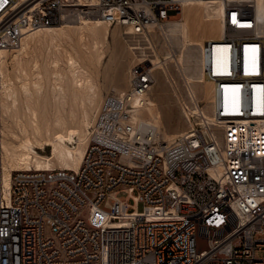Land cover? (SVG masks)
Listing matches in <instances>:
<instances>
[{
    "label": "built area",
    "instance_id": "built-area-1",
    "mask_svg": "<svg viewBox=\"0 0 264 264\" xmlns=\"http://www.w3.org/2000/svg\"><path fill=\"white\" fill-rule=\"evenodd\" d=\"M260 3L223 0L225 33L201 50L213 120L197 102L190 129L172 142L134 123V97L153 85L150 60L132 66L130 91L105 100L76 171L16 172L6 188L0 133V264H264ZM181 8L179 0H0V57L66 19L145 35Z\"/></svg>",
    "mask_w": 264,
    "mask_h": 264
},
{
    "label": "bare ground",
    "instance_id": "bare-ground-1",
    "mask_svg": "<svg viewBox=\"0 0 264 264\" xmlns=\"http://www.w3.org/2000/svg\"><path fill=\"white\" fill-rule=\"evenodd\" d=\"M179 1V18L150 26L145 35L128 28L121 34L137 63L152 64L151 89L134 97V123L156 128L168 143L190 129V113L200 112L197 102L204 103L203 115L213 120V89L202 70L201 50L205 42L225 33L223 0ZM112 30L97 18L66 19L27 36L17 50L1 52V167L6 188L16 172L81 167L98 135L96 114L110 97L104 99V88L121 94L125 90L119 85L125 81L129 91L132 87V68L125 79L114 74L117 68L111 72L108 64L104 67L106 51L117 46L118 32ZM115 57L122 64V57ZM219 132L223 138L224 131Z\"/></svg>",
    "mask_w": 264,
    "mask_h": 264
},
{
    "label": "rangeland",
    "instance_id": "rangeland-1",
    "mask_svg": "<svg viewBox=\"0 0 264 264\" xmlns=\"http://www.w3.org/2000/svg\"><path fill=\"white\" fill-rule=\"evenodd\" d=\"M182 12V8H181V11L177 14V13H174V16L176 17V18H179L180 16H181V13ZM75 21V20H74ZM110 29H115V31H117L118 32V38H117V46H115V45H113L112 44V46H110V49L108 50V51H106L107 53H106V56H105V60H104V67L106 66V64H108V68L111 70V72H113V71H115L116 70V68H117V70L115 71V73L114 74H118L119 76H124L125 77V79L126 78H128V76H129V74H128V72L130 71V69L132 68V66H134L137 62H138V60L136 61L134 58H135V56L132 54V52H130V50H129V48H128V46H127V44L125 43V41H124V39H123V37H122V33H124V30L123 29H121V28H119V27H111ZM112 30V31H113ZM120 34V35H119ZM127 46V47H126ZM114 47H116V48H114ZM126 49V50H125ZM116 55H119V56H121L122 57V59H121V61L120 62H122V64L121 63H118L117 62V60L116 61H114L115 59H117V57H115ZM112 57V58H111ZM110 61V62H109ZM127 61V62H126ZM107 62V63H106ZM115 62V63H114ZM113 63H114V65H113ZM119 64V65H118ZM121 64V65H120ZM132 64V65H131ZM118 65V66H117ZM110 66V67H109ZM112 66V67H111ZM114 66V67H113ZM117 66V67H116ZM115 68V70H112V69H114ZM118 87V86H117ZM119 87H120V89H119ZM119 87H118V89L119 90H122V91H127L128 90V88H129V85H128V83L125 81L123 84H122V86H120L119 85ZM109 87H107V88H104V90H103V93H104V99L108 96V95H111V94H114V92H113V89L112 88H109ZM107 90V91H106ZM124 91V92H125ZM164 130V129H163ZM142 205H139V210L140 211H142ZM46 233H47V235L48 236H50L51 235V230H50V228L47 226V229H46ZM259 256L260 257H262L263 256V254H259Z\"/></svg>",
    "mask_w": 264,
    "mask_h": 264
}]
</instances>
